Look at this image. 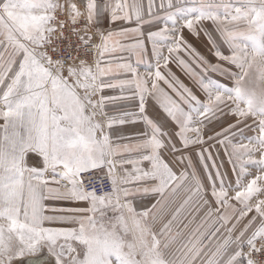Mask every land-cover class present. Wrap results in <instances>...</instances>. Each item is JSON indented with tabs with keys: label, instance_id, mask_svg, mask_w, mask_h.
Here are the masks:
<instances>
[{
	"label": "snow or ice",
	"instance_id": "snow-or-ice-1",
	"mask_svg": "<svg viewBox=\"0 0 264 264\" xmlns=\"http://www.w3.org/2000/svg\"><path fill=\"white\" fill-rule=\"evenodd\" d=\"M0 121V264H264V0H0Z\"/></svg>",
	"mask_w": 264,
	"mask_h": 264
},
{
	"label": "crops",
	"instance_id": "crops-1",
	"mask_svg": "<svg viewBox=\"0 0 264 264\" xmlns=\"http://www.w3.org/2000/svg\"><path fill=\"white\" fill-rule=\"evenodd\" d=\"M118 26H119V22H117L116 27H118ZM102 27H104V28H110V27H113V25L110 24V23H108L107 21H105V22H103ZM186 38L189 40L190 43L193 42L194 47L196 46L197 41H195V39H194L193 36L191 37V40L189 39L190 38V35H188ZM125 42H131V41H125ZM148 48H149L148 53H146L144 55V62L139 65L141 71L144 70V68L146 67V65L148 63H153V64L155 63L154 58L151 56L150 45H148ZM165 54L167 55V53H165ZM122 55H124L125 57H129V59L131 60V62L133 64H135L136 57L134 55H131L130 56V54H128V53H123ZM169 67L171 68V70L176 74V76H178L179 79L187 87L190 88V87L193 86L192 84L189 85L190 82H187L184 79V77H183V74L184 73L180 69H178L174 64H170ZM162 71H166V70L162 69ZM104 94L105 95H113V96H119L120 95L119 90H106ZM122 109L136 110V101H132V100H121V101H117L115 104L108 105V107H107L106 110L109 111V112H111L112 114H119V110H122ZM148 110L151 113L160 112L161 116H163L162 110H160L154 104V102L151 101V100H149V102H148ZM0 123H2V121H0ZM134 130H135V126L134 125H131V124H126V125H123V126H120V125H115L114 126V131H117V132H119L120 134H123V135H130ZM114 139H115V137H114ZM121 142L123 143L125 141H121ZM184 197H185V193L182 190L179 191L174 197L170 198L169 201L166 202L165 206L163 207V209L160 212V215L164 219H166L167 218L166 215L168 213H171L172 212V209L174 208V206L176 204H180L183 201ZM153 202H155V198H150L149 200L146 201V203L149 204V205L151 203H153ZM47 204L53 205L55 207H67V206H69L67 204V202H64V201H63V203L62 202H56V203H47ZM48 214H51V213H48ZM197 215H199L201 217L203 215V212L201 211ZM168 216H170V215H168ZM190 217H192V215ZM159 226H157V227H159Z\"/></svg>",
	"mask_w": 264,
	"mask_h": 264
},
{
	"label": "rangeland",
	"instance_id": "rangeland-1",
	"mask_svg": "<svg viewBox=\"0 0 264 264\" xmlns=\"http://www.w3.org/2000/svg\"><path fill=\"white\" fill-rule=\"evenodd\" d=\"M206 24L210 23V22H205ZM184 35L187 37L188 35H190L187 31V29H185L184 31ZM191 35H190V40H191ZM195 41H197L196 43V49L204 56H206L209 60H212V62H215V59L214 57L212 56V54L208 51V49L204 46V44L206 43V41L204 40V38L201 36L199 39H197L196 37H194ZM193 45V42L191 43ZM194 46V45H193ZM166 53V52H165ZM214 78L217 79L218 81L222 82V83H225L227 85H231V81L227 80L225 77H221L217 74H213ZM183 77L184 79L187 81V82H190L189 85H193L192 87H190L192 89V91L201 99L203 100L204 99V95L203 93L199 90V88L196 86V84L193 82L192 79H190L188 76H186L185 74H183ZM228 122H231L230 120ZM246 135H251V133H246ZM47 203H56V202H62L63 201H46ZM179 204H176L174 206V208L172 209V211H174L175 207L178 206ZM168 210V209H167ZM188 210H186V213H187ZM172 213V212H171ZM171 213H168L166 215V217L168 218ZM191 215L188 214L186 215V218H182V221L176 225H174L173 227V230L174 231H181L183 233L184 236H186L195 226L196 224L199 222L200 220V216L199 215H196L195 217V220H193V217H190ZM164 219L165 221L167 220ZM189 221H192L191 223H189ZM187 224L188 227L185 228L184 225ZM159 226V225H157ZM25 258H29V257H25ZM16 264H19V260L16 262Z\"/></svg>",
	"mask_w": 264,
	"mask_h": 264
},
{
	"label": "water",
	"instance_id": "water-1",
	"mask_svg": "<svg viewBox=\"0 0 264 264\" xmlns=\"http://www.w3.org/2000/svg\"><path fill=\"white\" fill-rule=\"evenodd\" d=\"M41 255H44V254L42 253ZM24 259L28 261V264H34L35 258H24ZM19 264H23V261H19Z\"/></svg>",
	"mask_w": 264,
	"mask_h": 264
}]
</instances>
